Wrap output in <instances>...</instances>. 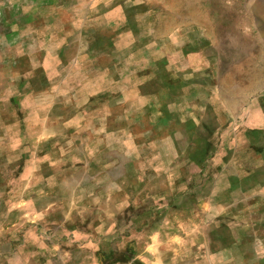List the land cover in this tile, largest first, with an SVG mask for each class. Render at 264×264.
Here are the masks:
<instances>
[{"label":"rangeland","instance_id":"rangeland-1","mask_svg":"<svg viewBox=\"0 0 264 264\" xmlns=\"http://www.w3.org/2000/svg\"><path fill=\"white\" fill-rule=\"evenodd\" d=\"M0 264H264V0H0Z\"/></svg>","mask_w":264,"mask_h":264}]
</instances>
